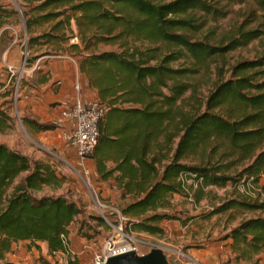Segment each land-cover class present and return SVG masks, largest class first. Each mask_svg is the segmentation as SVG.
<instances>
[{"label":"trees","instance_id":"trees-1","mask_svg":"<svg viewBox=\"0 0 264 264\" xmlns=\"http://www.w3.org/2000/svg\"><path fill=\"white\" fill-rule=\"evenodd\" d=\"M18 1L29 35L27 49L79 39L52 53L79 56L80 71L97 90L103 115L91 157L99 179L115 178L123 199L130 198L121 209L128 233L163 235L164 220L180 219L171 212V197H188L194 184L189 179H202L195 186L197 200L208 187L231 183L239 190L240 196L223 200L204 217L231 208L264 212V199H252L238 188L257 185L264 176V0ZM235 4L247 5L242 21L225 40L212 43L205 37L208 23L227 17ZM254 41L260 47L256 56L231 66L230 76L220 78L208 93L204 109H181L179 101L192 90L190 78L207 60ZM100 43L115 48L99 50ZM178 62L188 65L175 66ZM48 81L45 76L39 83ZM8 119L0 109V132ZM25 122L37 131L52 128L33 119ZM63 181L50 163L0 143V264H16L5 256L19 241L46 243L50 254L64 252L67 264H82L69 243L82 207L64 195L32 193ZM93 219L109 226L102 216ZM225 237L241 254H260L264 215L243 218Z\"/></svg>","mask_w":264,"mask_h":264},{"label":"rangeland","instance_id":"rangeland-1","mask_svg":"<svg viewBox=\"0 0 264 264\" xmlns=\"http://www.w3.org/2000/svg\"><path fill=\"white\" fill-rule=\"evenodd\" d=\"M18 2L0 0V109L9 115L7 128L0 132V143L28 155L32 160L50 163L63 178L60 186L45 185L32 193L35 196L64 195L82 207V213L70 227L69 238L72 253L79 257L81 263L92 264L93 256L102 249L105 241L111 235L117 234V229L123 228L128 235L126 244L129 247H136L140 254L148 253L155 247L161 248L167 255L168 264H264V251L260 254H241V250L233 249L231 239L225 237L243 218L264 215V212L231 208L211 217H204L205 213L210 212L223 200L240 196L239 190L231 183L225 187L205 188L201 200H197L195 196V189L198 188L194 184L188 197L174 194L171 197V212L180 219L164 220L163 235L137 231L128 233L127 217L122 219L118 216V209L121 210L127 201L123 200L120 193L114 197L112 193L104 197L102 192L108 187V182H105L106 187L101 186L99 175L94 174L92 185L104 206L99 204V200L90 193V185L84 180L80 159L64 140L63 135L72 124L63 119L60 113V110L74 99L75 80L80 82L82 95L86 99L98 100L97 90L88 85L87 76L80 71L79 56L68 52L52 53L56 48L64 49L70 43L79 42V39L74 37L60 45L42 43L28 46L27 49L24 42L29 39V35ZM246 8L247 5L235 4L227 17L211 20L205 29V37L214 44L225 40L242 21ZM47 27L48 24H45L37 28L34 34L41 33ZM73 27L76 33L77 29ZM201 37L202 34L196 38ZM114 48L111 44H99V50ZM258 48V41H254L246 47L227 53L224 57L207 60L206 66L190 78L192 90L179 101L181 109L186 113H194L200 107L204 109L202 104L215 83L220 78L229 77L231 66L238 60L255 57ZM29 61L31 63L23 67V64ZM55 63L65 65L56 67ZM174 65L185 66L188 63L178 62ZM45 76L49 81L39 83ZM69 91L73 95L66 103L62 98L67 96ZM26 118L50 125L52 128L37 131L26 124ZM87 164L93 170L91 159H87ZM25 174L27 173L14 180L8 193L12 192ZM194 182L188 180V184ZM240 192L252 199H264V176L259 184L246 186L244 192ZM99 216L106 220L108 227L99 225V220L93 219ZM185 219L187 224L183 223ZM85 233L89 236H83ZM5 259L16 264H67L66 255L50 254L46 243L40 242L37 246L29 241L13 243L12 251L6 254Z\"/></svg>","mask_w":264,"mask_h":264},{"label":"built area","instance_id":"built-area-1","mask_svg":"<svg viewBox=\"0 0 264 264\" xmlns=\"http://www.w3.org/2000/svg\"><path fill=\"white\" fill-rule=\"evenodd\" d=\"M24 66L26 67L27 63L23 64V67ZM73 91L75 93V96L73 97L74 99L60 110L62 118L72 124V126L65 131L63 135L64 140L75 151L80 159L81 169L83 170L82 174L85 182L90 185V193L99 200L100 205L104 206L91 181L94 179L93 175L98 174H96L94 168L91 170L87 164V159L92 158L91 156L98 144V124L103 115V107L97 99L90 100L83 97L79 81L76 82L75 80ZM201 183L202 179L198 178L195 180L194 185L197 186ZM251 185V182H249L246 186ZM246 186L242 183L238 188L244 192ZM245 193L250 195L247 191H245ZM118 216L122 219H126L120 209H118ZM117 232V234L111 235L105 241L100 251L95 253L92 258V264H106V261L110 256L118 255L129 250L136 251V247H129V245L126 244L128 235L125 233L124 229H117ZM194 261L197 262L196 260Z\"/></svg>","mask_w":264,"mask_h":264},{"label":"water","instance_id":"water-1","mask_svg":"<svg viewBox=\"0 0 264 264\" xmlns=\"http://www.w3.org/2000/svg\"><path fill=\"white\" fill-rule=\"evenodd\" d=\"M106 264H168V258L161 248L155 247L144 254L129 250L118 255L110 256Z\"/></svg>","mask_w":264,"mask_h":264},{"label":"crops","instance_id":"crops-1","mask_svg":"<svg viewBox=\"0 0 264 264\" xmlns=\"http://www.w3.org/2000/svg\"><path fill=\"white\" fill-rule=\"evenodd\" d=\"M61 63V62H60ZM64 65L65 64H61V65H59L58 63H55V66L56 67H58V66H60V67H64ZM69 87V86H68ZM67 88V87H66ZM64 89V88H63ZM73 92V91H72ZM72 95L73 94H71V91H69L68 92V94H67V96H65V97H63L62 99H65V102L67 103V100L69 99H72ZM75 96V95H74ZM91 159V161L93 162V168H94V170H95V172H96V174H98L97 173V170H96V165H95V161H94V159L93 158H90ZM102 182V183H101ZM100 182V184H101V186H104L106 183L105 182H108V187L105 189L104 188V191L102 192V194L104 195V197L105 196H109L110 195V193H112V196L114 197V195H116L117 193H120L121 194V190L118 188V186H117V184H116V179L115 178H111V179H109V180H106V181H101ZM104 187H106V186H104ZM125 199V201H127V202H125V204L124 205H126L127 203H128V201H130V199H129V197H126V198H124ZM123 199V200H124ZM162 224H163V222H162ZM71 249V248H70ZM47 251H48V249H47ZM58 253H61V254H63V255H66L64 252H58ZM57 254V253H56ZM56 254H54V255H56Z\"/></svg>","mask_w":264,"mask_h":264}]
</instances>
